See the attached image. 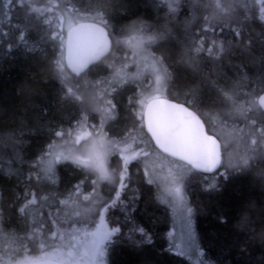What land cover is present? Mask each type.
Segmentation results:
<instances>
[{"label":"trees","instance_id":"obj_1","mask_svg":"<svg viewBox=\"0 0 264 264\" xmlns=\"http://www.w3.org/2000/svg\"><path fill=\"white\" fill-rule=\"evenodd\" d=\"M261 4L264 6V0ZM46 6L52 11H34ZM101 9L110 23L107 30L115 32L111 42L135 28L152 37L148 47L158 58L163 54V67L170 73L166 98L187 102L207 133L214 134L211 123L217 124V119L245 131L242 137L251 151L243 150L240 155H247L248 166L230 168L208 187L200 178L207 179L193 172L194 181L186 182V193L205 264H264V133L259 131L264 128V111L256 104L257 96L264 92V16L256 0H176L174 4L171 0H0V247L10 240L15 244L9 253L12 261L23 257V249L32 260L47 251H65L75 242L74 230L91 228L105 202L115 201L109 205L108 216L112 209L120 210L111 216L110 224L121 232L113 239L118 242L107 247V264H191L167 246L172 217L159 188L148 184L141 160L129 165L124 189H119V177L113 171V191L106 195V184L99 182V195L88 201L82 195L69 198L68 193L82 180L83 191L88 192L92 187L89 180L97 172L91 174L90 168L71 161L54 165L56 184L28 179L39 171L36 163L49 143L65 142L54 137L56 130L71 132L69 142L80 128L86 130L91 121L99 122L96 113L100 119L107 116L96 112L85 99L73 103L65 98L64 88L71 85L84 96L81 90L86 83L95 86L110 69L94 64L76 77L65 68L69 78L61 82L55 59L62 58V45L50 39L51 32L59 31L60 17L73 14L77 21L101 23L96 18ZM222 22L221 29L218 25ZM208 25L216 30L202 31ZM234 29L241 32L239 40ZM200 37L206 51L194 55ZM213 39L217 43L209 52L207 45ZM221 42L227 49L224 53L217 51ZM113 88L116 92L110 93V98L117 108L111 120L104 118L107 139L116 145L130 141L154 148L147 143L145 128L140 127L141 112L129 103L144 87L131 83ZM95 89L91 95L96 94ZM129 132L135 141L128 139ZM253 138L258 142L255 146L250 143ZM29 190H35L37 203L20 213ZM61 197L68 202L61 204ZM53 230L58 233L55 241L49 235Z\"/></svg>","mask_w":264,"mask_h":264},{"label":"snow or ice","instance_id":"obj_2","mask_svg":"<svg viewBox=\"0 0 264 264\" xmlns=\"http://www.w3.org/2000/svg\"><path fill=\"white\" fill-rule=\"evenodd\" d=\"M11 3V0H9ZM35 12L47 11L51 12L52 7H45L44 9L36 8ZM96 18H98L101 22L99 29V38L104 43V48L102 52L93 57L90 61L86 62L85 65L80 68L71 69V73L76 77H81L82 73L89 69L90 65L94 64H103L111 71H118L113 67L112 63H106V61L113 55H115L116 49L120 45L119 40L112 41L110 44V37L115 35L114 30L112 32L107 31L106 29L110 27V23L106 22L107 17L103 14L102 9L97 11ZM60 24L57 26L59 31H53L50 33V39L54 42H59L58 45H62L64 41L61 39L64 33L63 24L65 23V18L62 16L59 18ZM223 23L218 25L219 28H223ZM95 24V23H93ZM73 22L71 19L67 20V32L73 33L75 31L73 27ZM215 31L216 28L208 25L202 31ZM234 34L237 40L241 37V32L239 29H234ZM23 39V37H21ZM216 40L213 39L211 41L212 45H216ZM231 45V41L228 42ZM111 49V50H110ZM206 51L204 47V38L200 37L197 40V45L194 48V55L202 54ZM207 51L211 52L212 47H209ZM219 53H224L227 49L224 47L223 42H221L217 48ZM143 49L140 52H134L133 56L141 55L142 59H147V56H143ZM152 56L153 64L152 68L157 72L155 82L159 84L161 81L160 71L162 70L165 75H170L167 72V69L164 68L165 60L163 54L157 58L154 54H149ZM102 57V58H101ZM132 63H136L135 60ZM56 67L60 73L61 82L66 81L68 77V73L65 71V62L62 58L55 59ZM156 65H161V69H156ZM123 68H127L128 64L124 63L122 65ZM99 83H103L100 81ZM102 94H94L91 96L90 100L95 105L94 110L99 113H106L109 109L115 110L117 105L114 103V99L110 98V93L116 92L115 88L109 89H101ZM159 91V89H157ZM65 98L70 99L73 103H83L84 96L82 93H79L76 88L72 86H65L64 88ZM231 99V97H228ZM258 105L257 107L261 110H264V95L258 97ZM129 103L135 107L136 99L134 97L129 99ZM140 103L145 107V111L139 113V119L141 121L140 127L146 128L147 134H150L151 141L147 142L149 146H152L151 142H154V149H158L160 153L165 154L166 157H171L175 162L178 163V166H186L189 170V173L199 172V173H217L221 168L225 169H233L238 170L242 169L249 164V158L247 155L242 156L238 164H233L231 160L228 163H225V157L228 155V145L223 144L220 140V137L208 134L205 131V124L202 122L201 118L196 115L194 111L189 110V106L186 104L180 103H170L168 100L161 99L159 95H153L151 99L147 101H140ZM106 106V107H105ZM249 111H251V107L249 106ZM245 118H247L245 116ZM252 125L256 124L255 120L249 121ZM133 130H135V123H133ZM241 131H243L241 129ZM261 133H264V128L259 130ZM54 137L60 138L65 142L68 141V138L71 137L72 133L68 131L56 130L53 133ZM108 136V130L105 127V119L103 115L98 123H91L87 125V130H81L75 138V144L81 145L82 147H87L88 155L86 158L82 159L80 157H65L66 161L71 160L74 164L84 165L86 167L94 169L96 172L100 174V178H107V171L105 168V162L109 155H118L119 161H122V164L117 162V173L118 180L117 184L119 185V189H124L127 186L126 174L129 172V165L133 160H136L137 157L143 155V157H148L150 152L144 148L140 149L139 152H133L131 155H128V148H118L115 142L109 141L108 144H105V140ZM185 137H190L194 144V155L187 154V145L185 143ZM128 139L133 141L136 140V137L132 135L131 132L128 134ZM82 141L89 142L90 146L82 145ZM251 145L255 146L258 142L256 139H251ZM55 142H50L47 147V153L51 154L52 151L56 148ZM255 151V147L252 149ZM43 159V157L41 158ZM139 163V161H138ZM39 171H37L34 175H30L28 177L29 180H35L37 184L40 181H49L52 184H56L57 178L53 175L52 169L43 168L40 164L36 166ZM148 175V173H145ZM221 175L226 176L227 171L220 173ZM91 184V189L88 192H84V183L85 181L77 182L72 189L69 190L68 197L71 198L73 196L82 195V199L84 201H88L92 195L98 196V181L96 179L89 180ZM148 184H153L155 181L151 178L148 179ZM172 182H175V177L172 178ZM159 186V185H157ZM175 193L177 196L180 195L181 189L179 187L175 188ZM115 196L117 199L120 198V191H115ZM26 200L22 207L18 209L20 213H23L30 205H35L37 203L35 190H29L26 193ZM68 200L64 197L60 198V203L65 204ZM115 201H113V204ZM109 209V205L105 202V205L102 208V211L106 212ZM188 212H192V208H188ZM79 215V214H77ZM100 222L95 224V231H92L90 235L92 236V251L99 252L101 247L105 244V242L112 244L118 241L110 240L109 238L114 233H120V228H113L110 232L105 226L104 217L102 214L98 213ZM55 228V222H53ZM143 233V229H140ZM52 240L55 241L58 237L57 231L53 230L49 233ZM146 235V234H145ZM61 240L64 239L62 235L59 236ZM75 239V237H72ZM148 238L146 236V242ZM41 251L44 249V245H39ZM76 245H71L67 255L70 258L75 257ZM58 251H54L51 253H45V255L40 256L34 261H28L27 264H69V262L63 261H55L52 257L57 256ZM24 264V262H22Z\"/></svg>","mask_w":264,"mask_h":264},{"label":"rangeland","instance_id":"obj_3","mask_svg":"<svg viewBox=\"0 0 264 264\" xmlns=\"http://www.w3.org/2000/svg\"><path fill=\"white\" fill-rule=\"evenodd\" d=\"M169 1V0H168ZM176 0H171V4H174ZM256 3L259 5V10L261 14L264 16V6L261 4V0H256ZM77 16L71 15L65 18V23L63 24V28L67 29V20L71 19L72 22H76L78 19ZM152 37L148 38L144 33H142L138 28L129 31L126 35L120 36L117 40L121 43L118 47L119 51H115V55L112 56V59L109 63L113 64V67L118 71H109L106 77H100L92 86L91 83L87 82L81 92H84V99L91 103V107H95V105L91 102V94L93 89L96 88V94H102L101 89H109L122 84H131L135 83L137 87H144L142 91L135 97L136 99V107H138V111L142 112L144 106L140 103V101H147L151 99L153 95H159L160 98L165 96V88L167 83L168 75L161 70V81L159 84H156V74L157 72L153 70L152 64L153 59L149 54H153V52L149 49L148 43L150 42ZM149 40V41H148ZM215 45L209 44L207 48L214 47ZM217 47V46H216ZM143 49V56H147V59H142L141 55L133 56L134 52H140ZM155 57H157L155 55ZM158 58V57H157ZM135 60L136 63H132ZM124 63L128 64L127 68H123L122 65ZM156 69L160 70L161 65H156ZM103 81V83H99ZM97 85V86H96ZM71 86V85H69ZM159 89V91H157ZM106 107V106H105ZM111 113V114H110ZM104 116V118L110 119L114 116V110L109 109ZM109 115V116H108ZM96 122L100 120L99 114L96 113ZM216 123H211V128L214 130V134L220 137V140L223 144L228 145V155L225 157V163L227 164L229 160L231 162L236 163V161H240L242 157L240 153L245 151H251L249 148L248 142L243 140L242 135H244V130L241 131L240 128L235 127L233 124L225 123L217 119ZM94 121V120H93ZM91 123H94L91 121ZM90 123V124H91ZM85 130V128H80ZM87 130V129H86ZM81 130L76 132V135ZM75 137L69 142H60L56 143V148L52 151L51 154L45 152L43 159L39 158L36 165L40 164L43 168H51L53 170L54 165L59 162L65 160V157H80L82 159L86 158L88 155L87 147H82L81 145L75 144ZM109 140L106 138L105 144L107 145ZM82 145L90 146L89 142L82 141ZM118 148H128V155H131L133 152H139L140 149L144 148L150 152L148 157L141 156L137 157V159L141 160L142 168L144 174L147 172L148 175L145 174L147 179L151 178L155 181V184L159 188V195L161 200L167 205L169 212L171 214V226L167 231V246L168 248L189 260L191 264H205L201 258V252L196 240L195 228H194V212H188V208L191 207L188 203V197L186 193V182L194 181L193 173H189V170L186 166H178V163L175 162L172 158L166 157L165 154H162L157 149H148L147 147H143V145H133L132 143L126 142L123 144L117 145ZM115 155V154H114ZM114 155H109L105 162V168L107 171V178H100V174L94 173L98 183L106 184L109 186L111 184L110 172L117 171L115 169V164L117 163V159ZM118 158L119 156L116 155ZM245 156V155H243ZM71 161V160H69ZM78 166L89 168L84 165L76 164ZM93 174L94 169L90 168ZM229 171V169L222 168L219 172L214 175H204L200 174L204 179L200 178L201 182L204 185L214 186L217 182V179L220 178L221 172ZM175 177V182H172V178ZM200 177V176H196ZM104 186V185H103ZM179 187L181 189V193L179 196L175 193V188ZM208 187V186H207ZM192 208V207H191ZM102 214V213H101ZM100 222L99 215L96 217L93 225L89 229L85 228H76L74 230L75 233V242L76 245L75 252L76 255L71 259L68 257L67 253L69 249L65 251L53 250L47 251L39 255L38 257L45 255V253H51L54 251H58V255L52 257V259L60 260L63 262H69V264H107L106 260V251L109 243L105 242V244L101 247L99 252L92 251V236L90 233L95 231V224ZM108 229V228H107ZM108 231H112L108 229ZM112 239L111 237L109 238ZM15 248V244L10 241H6L0 247V264H22V262H27L32 260L30 256H28L23 249L22 258L20 260L12 261L11 254L9 257V253H12V250ZM15 260V259H14Z\"/></svg>","mask_w":264,"mask_h":264},{"label":"water","instance_id":"obj_4","mask_svg":"<svg viewBox=\"0 0 264 264\" xmlns=\"http://www.w3.org/2000/svg\"><path fill=\"white\" fill-rule=\"evenodd\" d=\"M100 26L102 25L99 24L98 22L85 20V21L77 22L73 25L75 29L73 33L67 32V29H66L64 33V40H63L64 43H63L62 59L64 60L65 67L69 72L73 68H77V69L82 68L86 62L90 61L93 57L98 56L102 52L104 48V43L99 38ZM110 44H111V41H110ZM261 95H264V92H261L257 96L256 98L257 105L259 103L258 97ZM164 100H167V99H164ZM168 102L176 103L170 100H168ZM145 110L146 109L144 108V111ZM148 135L150 137V134ZM185 143L187 145V154L194 155L195 149H194V144H193L192 139L190 137H185ZM153 145H154V142H153ZM202 174H205V173H202ZM208 174H211V173H208Z\"/></svg>","mask_w":264,"mask_h":264},{"label":"flooded vegetation","instance_id":"obj_5","mask_svg":"<svg viewBox=\"0 0 264 264\" xmlns=\"http://www.w3.org/2000/svg\"><path fill=\"white\" fill-rule=\"evenodd\" d=\"M163 98H166V97H163ZM166 99H168V98H166ZM168 100H170V99H168ZM170 101H173V100H170ZM173 102H175V101H173ZM183 104V103H182ZM145 108V107H144ZM144 108H143V111H144ZM190 108V107H189ZM191 109V108H190ZM192 111H194L193 109H191ZM142 111V112H143ZM195 113H196V111H194ZM196 115L199 117V115L196 113ZM202 120V119H201ZM146 134H147V132H146ZM147 136L149 137V135L147 134ZM149 140H151L150 139V137H149ZM114 174L112 173V174H110V179H111V177L113 176ZM116 176H118V173H117V171H116ZM105 184V183H104ZM112 185V186H111ZM118 185V184H117ZM107 186V185H106ZM113 184H112V182H111V184L109 185V186H107V188H106V192H105V194L107 195L109 192L111 193V191H113ZM118 187H119V185H118ZM113 204V201H111V202H108V204L107 205H112ZM115 210V208L114 209H112L110 212H111V214H109V216H108V211H106V212H104V211H102L101 210V212H100V214L102 213V215H103V217H104V222H105V226L108 228V229H111V230H113V228H117L116 226H114V225H111L110 224V218H111V216H113V215H116V214H120L121 212H119L120 210H118V211H114ZM116 234L117 233H114L113 232V235L111 236V240H113L114 239V237L116 236Z\"/></svg>","mask_w":264,"mask_h":264}]
</instances>
